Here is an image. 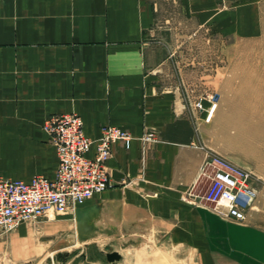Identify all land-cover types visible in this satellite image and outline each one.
Instances as JSON below:
<instances>
[{"label":"crops","instance_id":"1","mask_svg":"<svg viewBox=\"0 0 264 264\" xmlns=\"http://www.w3.org/2000/svg\"><path fill=\"white\" fill-rule=\"evenodd\" d=\"M173 14L219 36L233 29L239 39L264 38V0H0V176H53L56 155L41 128L50 114L79 116L91 140L87 156L101 124L132 136L128 149L111 144L106 188L76 207L89 208L76 264H264L261 215L252 207L244 222L224 220L197 196L199 164L213 150L200 121L207 122L211 104L208 121L219 111L221 97L204 90L196 114L189 69H175L174 54L160 38L152 41ZM243 75L240 63L241 86ZM148 129L159 141L141 163L137 137ZM73 211L60 225L76 236ZM21 226L4 239L17 245ZM111 251L118 258L107 261Z\"/></svg>","mask_w":264,"mask_h":264},{"label":"rangeland","instance_id":"2","mask_svg":"<svg viewBox=\"0 0 264 264\" xmlns=\"http://www.w3.org/2000/svg\"><path fill=\"white\" fill-rule=\"evenodd\" d=\"M175 15L173 14L175 20L167 18L168 22L154 30L152 41H158L160 38L165 52L174 54L175 69L192 71L184 73L189 75L188 86L189 91L193 89L190 94L194 97L196 114L202 106L199 97L201 98L200 94L204 90L211 93L217 90L216 92L220 93L222 107L213 113L209 121L208 118L205 123L199 120L200 132L204 143L214 152L226 156L252 173L256 188L252 211L261 215L259 217L264 221V38L239 39L233 29H228L225 37L223 34L219 36L206 27L194 26L192 22L181 20L180 15ZM159 19L163 21L161 17ZM177 20L179 23H176ZM236 53H243L244 60H237ZM218 55H226V60L218 61ZM246 58L248 60H245ZM240 63L243 64L244 72L242 86L239 85V78L235 76L236 66ZM221 65L226 69L221 73L222 77H202L203 73L213 74L214 69ZM254 82L258 84V92H251ZM209 111L210 109L207 113ZM51 218L52 222L40 220L24 223L21 226L24 228V237L17 245L4 239L6 234L15 231L17 227L2 235L0 264L80 262L81 257L77 252L81 243L76 236L70 235V231L62 229L60 221L63 217ZM26 244L29 249H26Z\"/></svg>","mask_w":264,"mask_h":264},{"label":"built area","instance_id":"3","mask_svg":"<svg viewBox=\"0 0 264 264\" xmlns=\"http://www.w3.org/2000/svg\"><path fill=\"white\" fill-rule=\"evenodd\" d=\"M41 128L55 151L57 163L53 176L34 175L28 181L0 176V237L19 224L72 212L102 191L108 185L105 161L110 156L111 144L118 142L128 149L132 140L126 130L101 124L93 153L87 156L91 140L84 134L77 114H50L42 121ZM137 140L139 159L143 163L145 149L159 139L148 129ZM199 179H203L197 194L202 206L224 220H245L246 211L252 208L256 196L248 169L208 150L198 167L197 182Z\"/></svg>","mask_w":264,"mask_h":264},{"label":"water","instance_id":"4","mask_svg":"<svg viewBox=\"0 0 264 264\" xmlns=\"http://www.w3.org/2000/svg\"><path fill=\"white\" fill-rule=\"evenodd\" d=\"M89 208L84 207V208H75L73 211L74 214V220H75V232H76V237L78 239L79 242H81L83 239L80 236V232H81V227L84 223L83 219L86 217L87 211ZM105 259L107 261H112L118 258V255L116 252H106L104 254Z\"/></svg>","mask_w":264,"mask_h":264},{"label":"bare ground","instance_id":"5","mask_svg":"<svg viewBox=\"0 0 264 264\" xmlns=\"http://www.w3.org/2000/svg\"><path fill=\"white\" fill-rule=\"evenodd\" d=\"M86 227V226H85ZM163 253V252H162ZM164 254V253H163Z\"/></svg>","mask_w":264,"mask_h":264}]
</instances>
